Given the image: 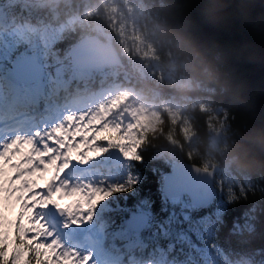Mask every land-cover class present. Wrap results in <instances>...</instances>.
Segmentation results:
<instances>
[{
  "label": "trees",
  "instance_id": "16d2710c",
  "mask_svg": "<svg viewBox=\"0 0 264 264\" xmlns=\"http://www.w3.org/2000/svg\"><path fill=\"white\" fill-rule=\"evenodd\" d=\"M0 8V59L10 51L37 52L55 76L65 77L59 87L48 79L50 100L60 103L102 89L121 94V104L103 100L98 109L109 116L102 130L111 156L94 166V202L107 198L90 225L115 243L95 242L104 263L106 256L127 250L130 260L142 264H264L260 0H0ZM89 35L106 36L124 66L73 75L67 54ZM137 94L162 110L161 120L155 132L139 130L138 148H121L113 114L123 107L122 95ZM177 159L221 165L217 201L199 210L184 197L186 226L167 243L138 238L117 245L123 233L115 227L116 213L127 209L116 194L152 175L164 176ZM93 161L91 155L88 164ZM6 226H0V264H70L26 224Z\"/></svg>",
  "mask_w": 264,
  "mask_h": 264
},
{
  "label": "snow or ice",
  "instance_id": "6c2138e0",
  "mask_svg": "<svg viewBox=\"0 0 264 264\" xmlns=\"http://www.w3.org/2000/svg\"><path fill=\"white\" fill-rule=\"evenodd\" d=\"M51 74V68L28 59L19 51L7 52L0 59V104L4 101L5 82L16 94H32L39 99ZM185 195L178 178L152 175L132 190L116 194L120 205L127 210L116 213L115 227L129 239L167 243L169 237L175 238L186 226L182 208Z\"/></svg>",
  "mask_w": 264,
  "mask_h": 264
},
{
  "label": "rangeland",
  "instance_id": "374dc122",
  "mask_svg": "<svg viewBox=\"0 0 264 264\" xmlns=\"http://www.w3.org/2000/svg\"><path fill=\"white\" fill-rule=\"evenodd\" d=\"M154 115V110L149 108L146 103H136L135 101L131 102L129 105H127V108L125 110V116L121 118V120H124V125L131 126L129 123H127V120H153L152 117ZM30 122L31 120L26 118L24 120L25 122ZM45 124L47 120L44 121ZM54 121L47 122V126L50 128H42V129H36L32 134H27L26 137L34 139V141H39L43 139H48L47 145L43 149H37L36 152L31 151L33 159L36 161H33L32 164L38 165L40 168H48L49 166H55L56 163L61 158V150L58 151H51L52 150V143H55L59 146L57 140L54 138ZM44 126L43 124H41ZM34 126V123L29 125V129H31ZM61 134V131L57 132V137ZM31 146L30 141H25L24 143L20 144V149L17 152H14L10 158L4 159L3 156H9V144L4 145L0 147V207L3 204L13 203V202H20V204H23L25 207H31L34 206L32 202V197L28 200H21L23 195L26 192V183L31 185L34 189V201L37 202L36 205L39 203L40 205H44L42 202V190H43V184L45 181L43 180V173H36L32 170V166H28L24 169V172L16 169L12 166L15 161L19 160L21 158V151H27L29 147ZM60 147V146H59ZM106 153L105 149H102V147H97L96 149V159L100 160L101 157ZM83 164V163H81ZM66 167L70 168V162H67L65 165ZM70 170V169H69ZM42 177V179H40ZM83 180V178H81ZM57 190L60 188L61 194L63 196H66V203L65 207L67 208V215L64 218L63 227L58 225V228H67V231L74 232L76 227H73V224H76L77 220L80 218L82 219V215H84V202L87 200L89 190L86 192H83L82 194L78 192V184L74 182V184H71V182L67 179L66 176H63L58 183ZM24 185V186H22ZM54 207H58L59 204H57L56 200H53ZM47 203V202H46ZM101 204H99L100 206ZM46 208V204L44 206ZM47 211H45V216ZM43 212L41 213L42 220H45L43 218ZM46 226L43 231L46 232L47 236L51 237V235H55L56 231L53 226L49 227ZM36 229H39L37 227ZM66 231V229H65ZM62 232V231H61ZM37 233H40L37 231ZM54 233V234H53Z\"/></svg>",
  "mask_w": 264,
  "mask_h": 264
},
{
  "label": "water",
  "instance_id": "95a60500",
  "mask_svg": "<svg viewBox=\"0 0 264 264\" xmlns=\"http://www.w3.org/2000/svg\"><path fill=\"white\" fill-rule=\"evenodd\" d=\"M264 4V0H260ZM28 59L38 62L37 56L26 54ZM71 60L80 70L98 69L109 62H118L115 50L99 39L85 38L73 46ZM217 168L205 171L185 162L175 163L172 172L167 176L178 178L179 184L188 193L195 203H207L213 199L215 191L212 179Z\"/></svg>",
  "mask_w": 264,
  "mask_h": 264
}]
</instances>
